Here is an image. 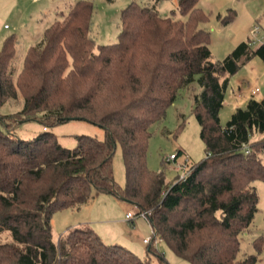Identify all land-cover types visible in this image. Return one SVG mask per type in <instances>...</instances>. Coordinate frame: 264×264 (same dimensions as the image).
Wrapping results in <instances>:
<instances>
[{
	"label": "trees",
	"instance_id": "16d2710c",
	"mask_svg": "<svg viewBox=\"0 0 264 264\" xmlns=\"http://www.w3.org/2000/svg\"><path fill=\"white\" fill-rule=\"evenodd\" d=\"M176 1L177 17L128 4L117 41L105 45L91 36L93 0L69 3L25 51L14 77L18 41L15 35L4 38L0 107L18 96L22 106L0 114V233L11 237L0 243V264H169L153 243L140 259L121 245L105 244L89 226L54 241L52 215L78 209L97 194L131 205L133 216L148 212L152 241H163L190 264L258 263L264 236L252 242L256 254L239 252L257 211L253 183L264 182V99L248 100L224 126L219 111L230 78L255 57L264 63V43L242 41L214 61L202 27L208 14L196 7L199 0ZM234 14L229 9L218 18L226 24ZM193 84L199 91L191 114L204 158L190 165L183 180L168 182L163 172L147 167L149 129ZM68 118L100 127L103 139L79 135L73 149L61 146L48 128ZM30 121L43 131L30 140L16 137L11 124ZM117 145L123 186L113 174Z\"/></svg>",
	"mask_w": 264,
	"mask_h": 264
},
{
	"label": "rangeland",
	"instance_id": "374dc122",
	"mask_svg": "<svg viewBox=\"0 0 264 264\" xmlns=\"http://www.w3.org/2000/svg\"><path fill=\"white\" fill-rule=\"evenodd\" d=\"M74 1L76 0H0V47L1 41L7 36L15 35L18 41L16 54L10 66L13 77L21 68L24 51L39 42L41 32L43 33L54 21L55 12L64 9L67 4ZM132 2L140 7L154 6L161 16H169L171 12L175 14V17L178 16L176 0H93L94 14L91 36L96 45L113 44L117 41L121 11ZM196 7L208 14V21L202 27L210 34L208 48L214 61L222 60L238 43L247 41L248 38L251 39L250 32L255 26H258L260 30L254 36V40L257 44L262 42L263 29L258 25V22L262 23L264 20V0H199ZM229 9L234 11L235 16L230 22L222 24L218 16L228 15ZM238 83L241 84L244 91L258 85L261 92L256 94V98L264 94V64L260 58L255 57L230 78L227 101L230 99L232 89L236 88ZM198 91L196 84L180 90L176 101L167 107L164 119L152 124L149 129L151 136L146 151L147 167L153 171L163 172L168 182L182 174V169H178L176 163H183L189 167L204 158V147L198 136L197 123L191 114L194 105L193 97ZM21 106L20 96L16 99L6 100L0 107V114H12L20 110ZM230 108V105H226L219 111V121L222 126L230 118ZM181 124L182 127L179 128ZM11 127L15 136L24 140L33 139L43 131V125L34 121L17 125L11 124ZM48 130L56 136L58 143L67 149L75 147V136L87 135L101 140L104 135L103 129L82 120H70L49 127ZM178 150H180V155L175 162L163 160L171 154H176ZM112 165L115 182L123 186L125 176L119 145L116 147ZM253 186L258 196L257 211L247 234L240 240V256L256 254L252 242L258 236H264V182L255 181ZM94 199V203L96 201L97 204L99 203L105 216L104 219H101L104 222L102 231L105 234H112V229L116 231L114 227L123 228V223L114 221L121 218L125 221L124 216L127 212L132 214L135 212V208L133 209L132 206L123 202L121 203L127 207L117 206L119 200L110 195L97 194ZM107 200L111 203V207L106 210ZM74 211L62 210L52 215L51 227L54 241L63 237L68 230L75 228L71 227L74 222L78 221L73 216L76 213H72ZM96 215H90V218L93 220L102 218L101 215ZM132 223L138 227H145L148 221L143 217L134 216ZM132 223L126 222L130 227ZM143 236H149V233ZM101 239L108 244L107 237ZM10 241L11 237L7 232L0 233V243ZM156 247L169 264H190L175 255L163 241L156 240ZM139 250L137 253L135 252L136 255L140 259H144V249L139 247ZM258 259L257 264H264V249Z\"/></svg>",
	"mask_w": 264,
	"mask_h": 264
},
{
	"label": "crops",
	"instance_id": "0c3cea01",
	"mask_svg": "<svg viewBox=\"0 0 264 264\" xmlns=\"http://www.w3.org/2000/svg\"><path fill=\"white\" fill-rule=\"evenodd\" d=\"M258 25L263 29V39L262 40H264V20H262V23L258 22ZM29 36H31V35H29ZM33 36L34 35L32 34V37ZM2 41H1V43H2ZM25 51H24V54H25ZM229 83H230V81H229ZM240 83H238L236 88L232 89L231 95L229 96V98H230L229 101H227L228 99L226 98L227 97L228 88H227L225 96H224L223 106L230 105V107H231L230 108V113L231 114L237 108H243L246 105L247 101L250 100V99H254V100H257V101H260V100L264 99V94L261 95L260 97H257L258 99L256 98V95H253V96L251 95V90L253 88H255V87L259 88V92L258 93L261 92L260 87L258 85H255L253 88L244 91V90H242V88H241L242 86H241ZM198 131H199V128H198ZM94 201H95V199H93L90 203H88L86 205L80 206L78 209H68L67 210V212H70V211H73V210H75V211L72 212V213L76 212L75 215H73V216H75L78 221H76V222H74V224H72V226H71L72 228L76 227V226H89L95 233H97V235L99 237H101V238L107 237L109 240L111 239L110 241L108 240V242H107L108 244H118V245H121L123 247L125 246L126 249L130 250L135 255H136L137 251H140L139 247H140V249L143 248L144 249V258L146 256V246H148L151 243H153L154 247L158 251H160L156 247V240H158V239H156L154 242L152 241L153 240V232H152V229H151L149 223H147V225L145 227L144 226H142V227L139 226L138 227L137 225L132 223V220L134 219V217H132L131 219H127L126 218V214L129 213V212H127L125 214V216H124L125 221L122 218L121 219H117L116 221H114V222H117V223H123V228H121L122 230L120 228H115L114 227V229H116V231L115 230L113 231V229H112L111 230V232H113L112 234H105L102 231V229H103L102 227H103V223L104 222H103V220H101V219H104L103 217H105V216L103 215V211H101L102 208H100L99 203L97 204V201H96V203H94ZM110 204L111 203H109V201L107 200L106 201V207L107 208H105L106 210L109 209V207H111ZM125 204H127V203H125ZM117 206L125 207L126 205H123L121 202H118ZM132 208L134 209V207H132ZM129 209H130V207H129ZM96 214L97 215H101L102 218H100V219L96 218V220H93V219L90 218V215H96ZM80 217H81V219H80ZM126 222L127 223L131 222L132 226L130 227L129 225L126 224ZM98 229H100V230H98ZM119 230H121V231H119ZM148 233H149V236H143V235H148ZM146 239L149 240V243H144L143 242ZM101 240L103 241V239H101Z\"/></svg>",
	"mask_w": 264,
	"mask_h": 264
},
{
	"label": "built area",
	"instance_id": "2783aa9c",
	"mask_svg": "<svg viewBox=\"0 0 264 264\" xmlns=\"http://www.w3.org/2000/svg\"><path fill=\"white\" fill-rule=\"evenodd\" d=\"M258 32H259V27H258V26L253 27V29L251 30L250 33H251V35H252V38L249 39L251 45H255V44H257L256 41L254 40V36H255ZM260 43H264V40H262V42H259V44H260ZM258 92H259V88H258V87H255V88H253V89L251 90V95H252V96H253V95H256ZM246 152H248V150H247ZM165 160H166L167 162H171V161H174V162H175V161H176V154H171V155H169L168 157H166ZM175 165H176V167H177L178 169H180V168L182 169V174H181L178 178H179L180 180H183V179L188 175L189 170H190V166L187 167V165H186V164H183V163H176ZM188 168H189V169H188ZM187 169H188V170H187ZM147 215H148V212H141L138 216L143 217V218L146 219ZM132 217H134L132 213H127V214H126V218H127V219H131ZM143 242H144V243H148L149 240L146 239V240H144Z\"/></svg>",
	"mask_w": 264,
	"mask_h": 264
},
{
	"label": "water",
	"instance_id": "95a60500",
	"mask_svg": "<svg viewBox=\"0 0 264 264\" xmlns=\"http://www.w3.org/2000/svg\"><path fill=\"white\" fill-rule=\"evenodd\" d=\"M70 120H73V119H70V118L66 119V121H70Z\"/></svg>",
	"mask_w": 264,
	"mask_h": 264
}]
</instances>
